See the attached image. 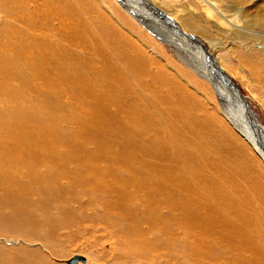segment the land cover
Wrapping results in <instances>:
<instances>
[{"label":"rangeland","instance_id":"374dc122","mask_svg":"<svg viewBox=\"0 0 264 264\" xmlns=\"http://www.w3.org/2000/svg\"><path fill=\"white\" fill-rule=\"evenodd\" d=\"M147 1L156 9L135 0L133 16L124 0H0V247L11 255L264 264V162L160 32L158 11L181 3ZM191 35L221 65L231 43ZM226 74L264 127V91Z\"/></svg>","mask_w":264,"mask_h":264},{"label":"bare ground","instance_id":"6f19581e","mask_svg":"<svg viewBox=\"0 0 264 264\" xmlns=\"http://www.w3.org/2000/svg\"><path fill=\"white\" fill-rule=\"evenodd\" d=\"M261 1L263 0H194V2L192 0H176V3L181 4L174 6L172 2H169V9L166 5L162 7L172 16L161 10L156 13L161 15L157 17L167 21L168 29L164 27L165 30L160 32L168 37L169 44L184 51L183 53H188L191 59L193 58L192 65L196 71H199L198 74L208 82H212L218 92L216 94L225 119L230 125L231 123L237 124L235 130L237 129L243 135V139L250 144L264 162V127H261L260 122L254 118L255 116L247 118V110L240 102L243 96L228 88L227 78L232 80L226 74L228 72L235 76L249 89L256 86L264 91V51H261L264 50V1L263 3ZM124 2L126 6H129L128 12L137 16L134 10L139 6L134 3L135 0H124ZM137 2L140 5L144 4L143 7L148 5L154 10L156 9L150 1L137 0ZM252 7L255 8L253 12L250 10ZM173 30L177 31L176 37L178 38L170 35ZM195 31L201 33L204 39L212 45L220 46L222 43L226 45L231 43L230 46H227L226 52L220 56L221 65L217 60L210 61L207 58V55L211 56V54L208 53V47L204 42L198 41L193 35L190 38L185 36L186 32ZM151 32L153 33L152 30ZM183 35L189 44L183 40ZM251 45L254 49H249ZM196 53H199L200 56ZM232 56L238 60L233 59ZM209 65L212 66V71L207 67ZM232 83L234 82L232 81ZM246 105L249 110L247 101ZM231 109H233V113ZM234 112L236 115H233ZM261 146L263 147L261 148ZM43 259L42 255H34L32 252L26 258L16 257L0 247V264H37V260L41 262ZM85 261L87 264V259Z\"/></svg>","mask_w":264,"mask_h":264},{"label":"water","instance_id":"95a60500","mask_svg":"<svg viewBox=\"0 0 264 264\" xmlns=\"http://www.w3.org/2000/svg\"><path fill=\"white\" fill-rule=\"evenodd\" d=\"M116 1L120 4H122L121 0H116ZM227 86L230 90H235L238 94L240 93L238 91L236 85H234V83H232V81H230L228 78H227ZM241 96H242V94H241ZM240 102H242V104H244L245 109L248 111L246 101L243 97L240 99ZM262 147L263 146H261V148ZM85 263H86L85 258L83 256H80V255H74L71 258H69L68 260H66V264H85Z\"/></svg>","mask_w":264,"mask_h":264}]
</instances>
